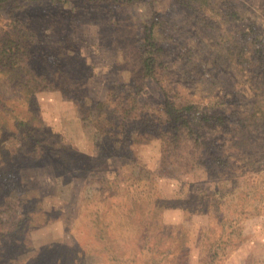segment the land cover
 Returning a JSON list of instances; mask_svg holds the SVG:
<instances>
[{
  "label": "rangeland",
  "instance_id": "obj_1",
  "mask_svg": "<svg viewBox=\"0 0 264 264\" xmlns=\"http://www.w3.org/2000/svg\"><path fill=\"white\" fill-rule=\"evenodd\" d=\"M111 3L0 12V264H264V0ZM164 94L247 127L241 150L205 130L225 174L187 143L162 153ZM97 103L123 128L96 131Z\"/></svg>",
  "mask_w": 264,
  "mask_h": 264
},
{
  "label": "trees",
  "instance_id": "obj_2",
  "mask_svg": "<svg viewBox=\"0 0 264 264\" xmlns=\"http://www.w3.org/2000/svg\"><path fill=\"white\" fill-rule=\"evenodd\" d=\"M8 0H0V12L4 9ZM58 4H80V6L89 7L90 5L99 4L100 2H106L108 0H52ZM139 0H113V4L118 8H125L130 2H135ZM156 26L154 23L150 25H144L142 28V35L137 40V53L139 57L140 74L143 78L156 79V71L160 66V60L162 58L163 50L160 47V43L156 39L155 35ZM33 87L32 89H34ZM26 89L24 93L33 94L36 90ZM164 99L161 103L162 107L159 109L160 115L157 117L154 114H148L149 118L157 120L159 124L158 128H161V141L163 144L162 153L168 154L170 151L176 152L181 149L180 144L183 142L184 148L189 146L192 147V151H196L198 155L205 154L206 162L209 163V168L218 169V173L225 174L226 170V158L219 152L223 150V146L219 145L218 141L211 139L205 133V130H214V136L218 137L220 132L228 138L233 147L237 150H241V142L247 144L246 136L244 135L247 127L242 126L240 122L235 124L231 123L230 114L224 112H206L203 109L200 111L193 104L185 101L184 105H177L173 101V97H169L164 94ZM184 101V98H182ZM96 106L99 108L97 117V127L100 134L105 135L109 130H114L116 128H123V124L115 123V125H110V121H105L107 115L114 114V111H109L108 104L97 103ZM108 108V109H107ZM85 120L92 115L91 110H86ZM96 115V114H95ZM95 117V116H93ZM83 118V120H84ZM161 118V121H158ZM164 118V119H163ZM123 120V118H121ZM151 120V119H149ZM89 122V121H88ZM154 122V121H153ZM149 124H152L150 122ZM253 125V124H252ZM153 126L148 127L147 130L152 131ZM239 130V131H238ZM204 132V133H203ZM118 133V131H117ZM114 139V138H113ZM124 137L120 139L121 142H126ZM100 141V140H99ZM118 143L119 140L116 139ZM256 146V145H255ZM194 161H190L192 163ZM208 166V165H207ZM217 245L222 244V241L218 240Z\"/></svg>",
  "mask_w": 264,
  "mask_h": 264
}]
</instances>
